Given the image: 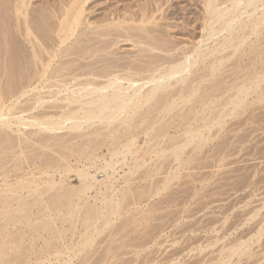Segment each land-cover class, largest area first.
<instances>
[{"label": "rangeland", "instance_id": "1", "mask_svg": "<svg viewBox=\"0 0 264 264\" xmlns=\"http://www.w3.org/2000/svg\"><path fill=\"white\" fill-rule=\"evenodd\" d=\"M15 1L0 0V264H264V0H211L218 16L210 0ZM75 4L92 25L60 44ZM37 46L60 55L42 79ZM97 71L163 86L110 124L61 119Z\"/></svg>", "mask_w": 264, "mask_h": 264}, {"label": "bare ground", "instance_id": "2", "mask_svg": "<svg viewBox=\"0 0 264 264\" xmlns=\"http://www.w3.org/2000/svg\"><path fill=\"white\" fill-rule=\"evenodd\" d=\"M242 1V0H241ZM16 2V7L17 8H21L24 4H25V0H17V1H15ZM18 2V3H17ZM246 2H247V4H246ZM245 3L244 2H242V5H243V3L245 4V5H247V6H251V5H257V0H247ZM241 3V2H237V3H235L236 5H239V4ZM207 4H208V6L207 7H209V12H210V14L212 15V16H218V14H220V11H219V9H217V7L215 6V5H213V3L211 2V0L209 1V2H207ZM80 5H81V3H80ZM80 5H78V4H75L74 6L72 5L71 7H69L68 8V10L67 11H65V13H64V15L62 16V17H60V19H59V21H58V24H57V27H55V32H56V34L55 35H57V37H58V42L60 43V44H63V43H65L69 38H70V35L74 32V30L75 29H77L79 26H85L86 25V27H89L90 25H92V24H90L89 23V21H87L88 23L87 24H85L86 22H85V17L83 16V11L82 10H80V8L82 7H80ZM259 5V4H258ZM238 7V6H237ZM244 7V6H243ZM257 7V6H256ZM19 10V9H18ZM246 10V9H245ZM49 11V10H48ZM47 10H44V11H42V16H44V18H46L47 19V21H48V18L47 17H49V20H50V17H51V14L50 13H52L51 11H49L48 12ZM254 11V10H253ZM252 11V12H253ZM81 13H82V15H81ZM244 13V12H243ZM251 13V12H250ZM222 14V13H221ZM241 14V13H240ZM248 14V13H247ZM251 15V14H250ZM250 15H248V16H250ZM84 18H83V17ZM219 16H221V15H219ZM225 17V16H224ZM223 17V18H224ZM236 17V16H235ZM53 18V17H52ZM219 18V17H218ZM222 18V19H223ZM226 18V17H225ZM229 18V17H228ZM231 18V17H230ZM234 18V17H233ZM43 19V18H42ZM85 19V20H84ZM221 19V20H222ZM235 19V18H234ZM258 19V18H257ZM263 19V18H262ZM45 20V19H44ZM52 20V19H51ZM144 21V20H143ZM230 21V19H228V20H225L224 21V23H226L225 25H226V29H227V25H229L228 24V22ZM259 19L258 20H256V21H252V22H254L253 23V27H252V29L253 30H255L257 27V25H259L258 23H259ZM45 22H46V20H45ZM44 22V23H45ZM50 22V21H49ZM85 22V23H84ZM231 22V21H230ZM251 22V23H252ZM47 23V22H46ZM264 23V22H263ZM26 24V23H25ZM51 25H53V23L51 24ZM118 25H119V23H118ZM27 26V25H26ZM251 26V25H250ZM259 27V26H258ZM24 28H25V26H24ZM51 28H53V27H51ZM82 29H84V27H81ZM92 28H94V27H92ZM32 29H33V31H35L34 29L35 28H31V27H26L25 28V38H27L28 40H30V42H32V45L36 42V40H33V39H35L36 37H37V34L34 32L33 33V31H32ZM229 29V28H228ZM243 29V28H242ZM251 29V30H252ZM258 29V28H257ZM256 29V30H257ZM48 30V29H47ZM234 31V30H233ZM237 31H239V30H237ZM54 32V33H55ZM80 32V31H79ZM89 32V31H88ZM90 32H91V30H90ZM231 32V31H230ZM83 33V32H82ZM233 33V32H232ZM239 33V32H238ZM88 34V33H87ZM24 35V34H23ZM34 35V36H33ZM36 35V36H35ZM35 37V38H34ZM36 39H38V38H36ZM80 39H81V37H80ZM90 40V39H89ZM35 41V42H34ZM82 41V40H81ZM85 41V40H84ZM227 41V40H226ZM225 41V42H226ZM29 42V41H28ZM74 43H75V40L73 41ZM77 43H79V42H77ZM91 43V42H90ZM59 44V45H60ZM73 44V43H72ZM83 44V43H82ZM94 45V44H93ZM36 46V45H35ZM78 47H79V45H77ZM76 46V47H77ZM82 46V45H81ZM80 46V47H81ZM83 46H85V45H83ZM82 46V47H83ZM72 47V46H71ZM77 47V48H78ZM94 47H96V46H94ZM60 48V47H59ZM68 48V47H67ZM75 48V47H74ZM73 48V49H74ZM35 49V52H34V57H32V60H33V64H32V61L30 62L31 64H32V66L34 65V67H35V65H37V67H38V69L36 70V72H35V70L34 71H32V73L34 74H32L33 75V77L35 76V77H37V78H43L45 75H46V73H48L49 72V69L51 68V65H52V62H53V60H54V58L55 57H57V56H60L59 55V52H55L54 50H52V51H54V52H52V53H50L49 54V56L48 57H44V54H43V52H44V49H42L41 50V48L39 47V46H37L36 48H34ZM65 49V48H64ZM81 49V48H80ZM83 50L85 49V47H83L82 48ZM95 48H93V49H91V47H90V52H91V50H94ZM77 50H79V48L77 49ZM75 51V50H73L74 51V53L75 52H79V51H81V50H79V51ZM82 50V51H83ZM58 51V50H57ZM70 51V50H69ZM69 51H67V52H69ZM71 51H72V49H71ZM96 51V50H95ZM95 51H92V52H95ZM50 52V51H49ZM62 52H64L65 53V51H63L62 50ZM89 52V51H88ZM83 53V52H82ZM65 54H67V53H65ZM87 54V53H86ZM82 55V54H81ZM81 55H79L80 57H81ZM64 56V55H63ZM62 56V57H63ZM74 59V58H73ZM72 59V60H73ZM65 60V59H64ZM68 61H69V59H67ZM72 60H70V61H72ZM77 61H78V59H76ZM76 60L74 61L75 63H76ZM187 60H189V59H187ZM81 61V60H80ZM64 62V61H63ZM82 62H84V61H82ZM189 62V61H188ZM68 63V62H67ZM79 63V62H78ZM88 63V62H87ZM93 63V62H92ZM90 64V63H89ZM186 62H184V63H178L177 64V66L175 67L176 68V70L174 71L173 69H175V68H173L172 70H170V71H172V73L173 72H176V73H178V72H180L181 71V73H182V70L184 71V70H186L185 68L187 67L186 66ZM76 65V64H75ZM79 65V64H78ZM74 66V65H73ZM72 66V67H73ZM82 66V65H81ZM86 66V65H85ZM67 68L69 67V64L66 66ZM97 67H98V65H97ZM101 67V66H100ZM105 67V66H104ZM173 67H174V65H173ZM56 68V67H55ZM74 68V67H73ZM79 68V67H78ZM103 68V67H102ZM106 68V67H105ZM52 69V68H51ZM60 69V68H59ZM77 69V68H76ZM80 69V68H79ZM113 69V68H112ZM74 69H72L71 71H73ZM89 69L87 68V71H88ZM110 70V69H109ZM114 70V69H113ZM53 71V72H52ZM50 70V72H52L51 73V77H53V78H57V77H61L62 75V77H65V75L64 74H66L67 72H65L64 74H63V71L62 72H58V70L57 71H55V70ZM68 71H69V73H72L69 69H68ZM76 71V70H75ZM74 71V72H75ZM84 71V69L82 70V73L83 74H81V72H79V73H75V75H73V78H77L78 80H80L79 79V76L80 75H82V77H83V75H85V74H88L89 72H91V71H86V73H84L83 72ZM100 71V70H99ZM101 71H103V70H101ZM73 72V73H74ZM93 72V71H92ZM91 72V73H92ZM103 72H101V73H98V71H97V76H95L96 78H99V77H101L100 79L101 80H98V81H96V80H94V79H92V77H93V74H94V72L92 73V74H90V75H92V77H90V76H85V77H87L86 79H85V81H87L88 80V78H89V81H87V82H89L88 84H90L91 83V81L93 80L94 82H98L95 86L94 85H92L93 84V82H92V89L91 88H89V89H91V90H87V89H85L84 90V84L86 83H83L82 84V82H81V84L82 85H84L83 86V96H81L82 95V91L80 92V90H79V97H78V95L76 96V95H74L75 93H74V89H73V91L72 90H70V91H72L73 92V95L71 94V96L69 95H67V97H66V99H65V101H67V100H69V103L70 104H73V103H75V105L77 104V103H80V105L79 106H76V107H78L77 109L76 108H74V110H71V111H69V112H67V114L66 115H63V117L61 118V119H64V120H72L73 118L74 119H77V118H86L85 120H90V119H92V118H94L95 116H97L98 117V115L99 114H102V113H105V112H107V111H109V114H108V117H107V119H109V120H112V121H110L109 122V124L110 123H112L113 122V119L115 120V117L117 116V115H119L118 113H119V111L120 110H124V109H126V108H128V107H130V105L131 106H135L136 104H140V102L141 103H143V102H145V101H149V100H151L152 98H154V96H156V92L159 90L158 88L160 87V88H162L161 86H163V84H162V81L161 80H158L157 82H155L154 83V86H152V87H150V89H148V90H146V91H144V89H143V86L144 85H138V86H136V84H135V81H133L132 80V78H129L128 76L127 77H123V78H121V77H118V75L116 76V75H112L111 73V71H110V73H106V71L104 72V74H102ZM106 73V74H105ZM114 74H115V72H114ZM174 74V73H173ZM180 74V73H179ZM179 74H177V75H179ZM31 75V76H32ZM66 75H68V73L66 74ZM95 75H96V73H95ZM169 75H172L170 72H169V74H166V75H162V76H160V77H163V78H166L167 79V77L169 78L170 76ZM72 76V75H71ZM121 76V75H120ZM125 76V75H124ZM175 76H176V74H175ZM174 75L172 76V77H175ZM32 77V78H33ZM34 77V78H35ZM51 77H47V78H50V79H52ZM61 77V78H62ZM67 77V76H66ZM82 77H81V79H82ZM102 77H107L108 79L107 80H105V81H102ZM72 78V77H71ZM95 78V79H96ZM158 78V77H157ZM156 78V79H157ZM69 79V78H68ZM68 79L66 80V78H65V80H66V83H68L69 81H68ZM76 79V80H77ZM106 79V78H105ZM165 79V80H166ZM181 79H184V77H182ZM34 80V79H33ZM39 80V79H38ZM44 80V79H43ZM64 80V79H63ZM64 80V81H65ZM72 80V79H71ZM74 80V79H73ZM84 80V79H83ZM91 80V81H90ZM124 80H127L128 82H129V86H124V84H121V81H124ZM41 81V80H40ZM153 81H156V80H153ZM60 82V81H59ZM71 82H74V81H71ZM148 82H150V81H148ZM148 82H146L145 83V85L148 83ZM161 82V83H160ZM165 82V81H164ZM80 83V82H79ZM100 83V84H99ZM123 83V82H122ZM87 84V83H86ZM95 84V83H94ZM64 85V84H63ZM71 85V84H70ZM81 85V86H82ZM90 85V86H91ZM65 86H67V85H65ZM79 86V85H78ZM89 86V87H90ZM67 88H68V86H67ZM164 88V87H163ZM72 89V88H71ZM79 89V88H78ZM81 89H82V87H81ZM129 89L130 90H133V92H132V94L130 93V95H129ZM158 89V90H157ZM68 90V89H67ZM164 90V89H163ZM171 90V89H170ZM76 91V90H75ZM87 91V92H86ZM78 92V91H77ZM76 92V93H77ZM170 92V91H169ZM173 92V91H172ZM95 93V94H94ZM96 93H99L97 96H96ZM128 93V94H127ZM160 93V92H159ZM66 94V93H65ZM68 94H70V93H68ZM170 94V93H169ZM91 95H94V97H91ZM129 95V96H128ZM64 97V96H63ZM157 97V96H156ZM166 97L167 98H169V96H167L166 95ZM188 97V96H187ZM191 97V96H190ZM65 98V97H64ZM64 98H62V99H64ZM188 99H190V98H188ZM65 103V102H64ZM133 103L135 104V105H133ZM69 104V105H70ZM67 105H68V103H67ZM66 105V106H67ZM62 106V105H61ZM60 106V107H61ZM65 105H63L62 106V108L64 107ZM72 106V105H71ZM137 106V105H136ZM69 107V106H68ZM73 107H75L74 105H73ZM73 107H72V109H73ZM168 107V106H167ZM71 108V107H70ZM66 109V108H65ZM70 110V109H69ZM62 111H63V109H62ZM99 113V114H98ZM116 113H117V115H116ZM54 114H55V112H54ZM63 114H64V111H63ZM61 115V114H60ZM93 115V116H92ZM89 116H92V117H89ZM49 118H51L50 116H48ZM118 117V116H117ZM54 118V117H53ZM78 120V119H77ZM108 120V121H109ZM50 121V120H49ZM49 121H46L45 123L47 124V126L48 127H53V125L55 126L56 125V122L54 123L52 120L49 122ZM91 121V120H90ZM49 122V123H48ZM73 122V121H72ZM75 122V121H74ZM58 124V123H57ZM46 126V125H45ZM73 126H75V127H78V126H80V122H75L74 124H73ZM71 127V126H70ZM116 155V154H115ZM117 155H118V153H117ZM104 168V167H103ZM105 168H107V166H105ZM100 169V168H99ZM102 170V169H101ZM105 171H106V169H105ZM84 171H81L80 172V174H82ZM101 172V171H100ZM103 172H104V170H103ZM85 174H86V172H84ZM107 173V172H106ZM87 174H88V172H87ZM91 174V173H90ZM95 173H92L91 175H90V178H91V176H93ZM83 175V174H82ZM88 177H89V175H87ZM95 176V175H94ZM103 177V176H102ZM106 177H107V175H106ZM82 178H86L87 179V177H82ZM93 178V177H92ZM91 178V179H92ZM85 179V180H86ZM97 178H95V180H96ZM99 179V178H98ZM90 180V179H89ZM84 181V180H83ZM98 181V180H97ZM99 181H101V180H99ZM85 182V181H84Z\"/></svg>", "mask_w": 264, "mask_h": 264}]
</instances>
